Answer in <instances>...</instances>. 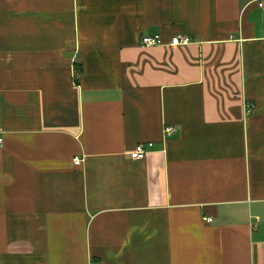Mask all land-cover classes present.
Returning a JSON list of instances; mask_svg holds the SVG:
<instances>
[{
	"label": "crops",
	"instance_id": "crops-1",
	"mask_svg": "<svg viewBox=\"0 0 264 264\" xmlns=\"http://www.w3.org/2000/svg\"><path fill=\"white\" fill-rule=\"evenodd\" d=\"M0 138V264H264V8L0 0Z\"/></svg>",
	"mask_w": 264,
	"mask_h": 264
},
{
	"label": "built area",
	"instance_id": "built-area-1",
	"mask_svg": "<svg viewBox=\"0 0 264 264\" xmlns=\"http://www.w3.org/2000/svg\"><path fill=\"white\" fill-rule=\"evenodd\" d=\"M258 4L260 5V7L264 8V0H257ZM165 40L164 37L161 36V34H152V35H144L142 36L141 39V44L142 46H158L159 44H164ZM189 43H191V37L189 35H184V34H176L173 35L169 45L170 46H187ZM253 105L248 106L247 111L251 112L253 109ZM177 130V127L175 126H166L165 127V133L171 135L174 134ZM3 142H2V138H0V146H2ZM152 142H148V144L146 143H139L135 146L134 150H132L130 156L133 160L135 159H142L144 158L148 151V146L152 145ZM83 158L81 156L78 155V157H76L74 159V162L76 165L80 164L82 162ZM210 221L213 220L212 218H208ZM90 264H95L93 261Z\"/></svg>",
	"mask_w": 264,
	"mask_h": 264
},
{
	"label": "trees",
	"instance_id": "trees-1",
	"mask_svg": "<svg viewBox=\"0 0 264 264\" xmlns=\"http://www.w3.org/2000/svg\"><path fill=\"white\" fill-rule=\"evenodd\" d=\"M81 69H83V68H81Z\"/></svg>",
	"mask_w": 264,
	"mask_h": 264
}]
</instances>
